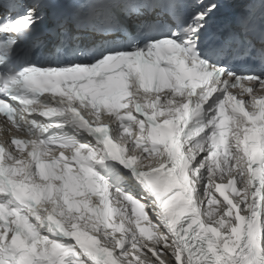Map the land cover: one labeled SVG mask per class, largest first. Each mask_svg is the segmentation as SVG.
I'll use <instances>...</instances> for the list:
<instances>
[{"label":"snow or ice","instance_id":"6c2138e0","mask_svg":"<svg viewBox=\"0 0 264 264\" xmlns=\"http://www.w3.org/2000/svg\"><path fill=\"white\" fill-rule=\"evenodd\" d=\"M0 0V264H264V0Z\"/></svg>","mask_w":264,"mask_h":264}]
</instances>
